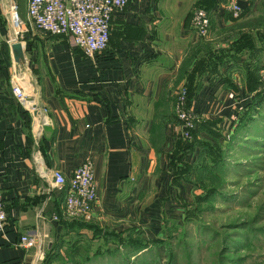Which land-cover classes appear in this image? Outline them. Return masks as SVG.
Wrapping results in <instances>:
<instances>
[{"label":"crops","instance_id":"0c3cea01","mask_svg":"<svg viewBox=\"0 0 264 264\" xmlns=\"http://www.w3.org/2000/svg\"><path fill=\"white\" fill-rule=\"evenodd\" d=\"M16 1L0 0V191L6 215L0 264H33L35 249L48 247L61 229L64 191L52 183L53 168L67 180L91 160L97 197L90 223L101 232L139 227L147 215L166 211L161 199L171 191V175L165 167L177 126L167 122L159 142L152 128L156 112L161 102L174 104L186 71L199 77L189 105L203 115L245 94L246 73L264 66V0H238V18L226 0H129L113 13L107 47L94 56L63 34L15 32L9 7ZM197 9L209 16L206 36L196 32ZM238 41L246 45L237 49ZM229 46L222 64L211 66L208 52ZM14 84L24 103L13 95ZM25 232L35 245H16Z\"/></svg>","mask_w":264,"mask_h":264},{"label":"rangeland","instance_id":"374dc122","mask_svg":"<svg viewBox=\"0 0 264 264\" xmlns=\"http://www.w3.org/2000/svg\"><path fill=\"white\" fill-rule=\"evenodd\" d=\"M16 2L21 17L25 0ZM250 79L245 94L226 108L218 105L211 116L192 109L196 121L187 138H205L210 153L197 158L190 176L195 182L185 177L191 163H166L171 175V191L161 199L166 211L147 215L144 225L128 226L118 232L120 237L107 240L92 230H60L52 240L62 239L60 257L50 264H264V66L255 83ZM256 93L262 98L254 104ZM173 123L177 139H186L180 119ZM193 157L189 153L185 159ZM132 228L138 230L130 235L145 240L143 248L130 246L136 241L129 236ZM46 248L35 249L33 264H41Z\"/></svg>","mask_w":264,"mask_h":264},{"label":"built area","instance_id":"2783aa9c","mask_svg":"<svg viewBox=\"0 0 264 264\" xmlns=\"http://www.w3.org/2000/svg\"><path fill=\"white\" fill-rule=\"evenodd\" d=\"M129 0H25V18L18 16L15 5L9 7L10 22L17 31L30 28L53 34H63L73 45L80 47L88 56H94L103 51L108 44L112 15L123 8ZM225 6L231 15L238 18L242 7L238 0H226ZM194 25L200 36H206L209 30V16L203 9L194 13ZM11 91L15 98L24 103L27 101L21 87L14 84ZM186 90L181 88L176 99V113L182 122V135L188 137L195 126L196 114L186 106L183 107ZM29 105V108H33ZM42 111L46 107H41ZM52 183L57 188H63L66 180L59 169L49 171ZM96 182L93 165L86 159L77 165L67 179L63 197L61 216L66 219H90L96 200ZM5 210L0 191V231L5 223ZM56 219L57 216L53 215ZM16 245L29 247L35 245L33 235L21 233Z\"/></svg>","mask_w":264,"mask_h":264},{"label":"trees","instance_id":"16d2710c","mask_svg":"<svg viewBox=\"0 0 264 264\" xmlns=\"http://www.w3.org/2000/svg\"><path fill=\"white\" fill-rule=\"evenodd\" d=\"M238 38L240 39L241 37L239 36ZM242 42H247V39H244V41H242ZM238 43H239V46L237 47V49L240 48L242 45H243V47H244V45H246L244 43H240V41H238ZM234 46H236V44ZM234 46L220 48V49H217L216 51L208 52V58H210V60L213 62L211 64V66L218 64V63L222 64L224 57L226 55L225 52L231 50ZM192 54L193 53H191L190 55H192ZM258 69H259V67H254L252 69V73H250V72L246 73V78H247V83H246V87H245L246 91H248V89L250 88V86L248 85V80H251L250 78H252V80L254 79L253 80L254 83H255V81H257L256 78H257V70ZM199 72H200V70H199ZM186 75H187V80H186L185 84L183 86L178 85L177 87H175V92H176V97H177V95L179 94V92L181 90V87L186 88V93H185L186 105L185 106L189 107L190 99L193 97L194 93L197 91L200 81L197 80L199 78L197 76V72L186 71ZM254 76H255V78H254ZM176 97L173 98L175 100L173 105L169 106V102L168 103L161 102L160 107L158 108L159 110L156 112L152 128L155 129L154 130L156 133L155 136H157V138L159 139V142L163 138V127H164V125L167 122H172V121L174 122L177 120L179 121V119L177 117V113L175 112ZM253 98L257 99L254 103V104H256L258 101L261 100L262 96L261 95L257 96V93H256L253 96ZM243 115H244V113H243ZM246 115H248V114H246ZM243 118H245V117L243 116L242 118L238 119L240 121L239 126H241L242 122L245 121ZM202 128H204V127H202V126H201V128L199 127V130L202 131ZM197 130H198V128L196 129V131ZM198 138L199 137L197 135H196V137H194L192 139H188L187 137H186V139H184V137L182 139L178 138L175 142V151L173 152L172 159H171V163H179V161H181V163L185 162V163H191L192 164L190 166L191 170L185 176L186 179L191 181V182H195V180L192 181L193 179H190V176L196 170V166L198 163L197 160L199 159L198 157L203 159L204 156L207 157L210 153L209 152V149H210L209 146H211V143L208 140H206L205 138H200V139H198ZM189 153H191L192 155L193 154L195 155V157H193L192 161H188V159H185V156H187ZM204 169H205V166H202L201 170H204ZM201 180H202V178H201ZM66 186H67V180H66V182L62 188V190L64 191V194H65ZM203 186L206 188L205 184H203ZM64 194H63V197H64ZM59 222H60V226H61L60 230L65 229V231H67V230H73L74 231V229H76V231L78 232L79 230H77V229H80L83 226H85V227L90 226L92 228V231L95 234L104 235V238L106 240L108 239V237H110V235H116L117 237H120L119 236L120 233L118 234V232H115V231H111V230L110 231H104L103 230L101 232V230L98 228V226L90 223V219H73L70 221H66V220L62 219V220H59ZM161 228L166 229V227H161ZM107 230H109V229H107ZM132 230L133 231H131L129 233V236L136 238L130 234L132 232H135L138 229L132 228ZM144 241L145 240H143L142 238H136V241H134L133 245H130V246L133 248L134 247L135 248H143L144 246H146V243H143ZM54 242H56V241H54ZM60 242H62V239H60V237H59L58 242H56V243L51 242L50 243V245L46 248V252H45L44 258L42 259L41 264H50V262L56 256L60 257V255L58 253ZM159 244H161V243H159Z\"/></svg>","mask_w":264,"mask_h":264},{"label":"bare ground","instance_id":"6f19581e","mask_svg":"<svg viewBox=\"0 0 264 264\" xmlns=\"http://www.w3.org/2000/svg\"><path fill=\"white\" fill-rule=\"evenodd\" d=\"M11 24H12L13 30H17V28H16V26L14 25V23L11 22ZM15 32H16V31H15Z\"/></svg>","mask_w":264,"mask_h":264}]
</instances>
